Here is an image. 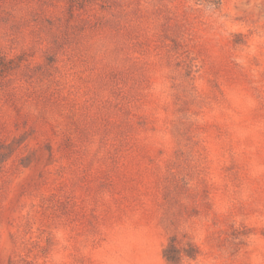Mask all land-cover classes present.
Instances as JSON below:
<instances>
[{"label": "rangeland", "instance_id": "obj_1", "mask_svg": "<svg viewBox=\"0 0 264 264\" xmlns=\"http://www.w3.org/2000/svg\"><path fill=\"white\" fill-rule=\"evenodd\" d=\"M0 264H264V0H0Z\"/></svg>", "mask_w": 264, "mask_h": 264}]
</instances>
